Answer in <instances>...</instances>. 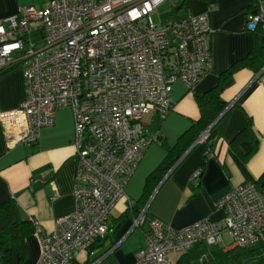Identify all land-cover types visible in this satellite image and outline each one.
<instances>
[{"label": "built area", "instance_id": "2783aa9c", "mask_svg": "<svg viewBox=\"0 0 264 264\" xmlns=\"http://www.w3.org/2000/svg\"><path fill=\"white\" fill-rule=\"evenodd\" d=\"M165 1L47 0L0 19V72L22 66L25 83L18 107L0 112L7 147L36 143L60 109H70L75 125V209L57 217L47 233L30 219L40 245L36 264H71L76 251L106 235L124 182L157 139L148 136L144 116L167 114L173 84L192 90L210 66L209 10L155 22L152 15ZM247 25L264 28V0H256ZM207 131L197 141H207ZM218 205L225 210L222 223L203 218L174 228L149 218L135 264H174L170 252L224 235L239 248L264 242V186L238 184ZM145 212L146 205L126 234L145 222Z\"/></svg>", "mask_w": 264, "mask_h": 264}, {"label": "crops", "instance_id": "0c3cea01", "mask_svg": "<svg viewBox=\"0 0 264 264\" xmlns=\"http://www.w3.org/2000/svg\"><path fill=\"white\" fill-rule=\"evenodd\" d=\"M30 1L34 2L32 6L41 8L47 0H0V19L16 14L20 6ZM179 3L182 6L176 7L177 17L209 10L213 30L210 66L192 90L180 81L173 84V107L167 114L144 116L148 136H157L159 140L149 143L124 182L125 195L109 212L105 239L90 254L86 250L76 251L71 264L87 259H97V264H135L136 253L145 247L144 231L149 218L161 219L174 228L203 218L222 223L225 210L218 201L223 196L238 184L254 182L261 187L264 182V68L255 73L243 67L223 83L220 96L226 104L225 112L214 124L211 141L195 140L164 176L153 178L146 185L147 177L164 160L167 149L173 148L182 134L198 121L196 94L213 88L223 71L249 54L254 42V33L247 24L248 15L255 10V0H180ZM257 39L264 45V31ZM24 98L22 66L0 72V112L18 107ZM246 128L250 137L258 140V146L244 160L232 144L245 140ZM74 143L75 125L70 109L57 110L54 124L43 128L34 144L7 147L0 124V204L14 200L23 219L34 218L43 232L51 231L57 217L75 209ZM195 172H199L198 177H193ZM145 193L149 195L143 205H146V220L126 234L132 220L130 211L144 200ZM119 238L122 239L118 242ZM234 247L224 235L213 244L198 242L184 251L170 252L168 257L174 264L182 256L189 264H212L215 251L231 252ZM26 248L27 258L22 264H36L40 253L37 235L32 233L26 238Z\"/></svg>", "mask_w": 264, "mask_h": 264}, {"label": "trees", "instance_id": "16d2710c", "mask_svg": "<svg viewBox=\"0 0 264 264\" xmlns=\"http://www.w3.org/2000/svg\"><path fill=\"white\" fill-rule=\"evenodd\" d=\"M256 1V0H255ZM182 4L172 8L173 14L176 16V7L181 8ZM256 7V4L255 6ZM177 17V16H176ZM264 31L261 26L252 30L254 33V42L249 54L243 59L232 64L228 69L222 72L218 83L208 91L196 94V101L200 109V117L198 121L190 126V128L182 134L176 145L167 149V154L161 164L153 170L147 177V186L154 179L164 176L181 158V155L186 149L200 136L202 132L207 131V142L215 135V126L210 125L222 113L226 107L225 102L221 98V91L225 79L234 71L248 67L259 72L264 68V45L260 44L257 37L258 34ZM247 137L241 143L233 141L232 147L240 154L242 159L246 160L254 154L258 146V140L250 137L249 128L244 129ZM159 139L157 138L156 141ZM264 181V176H262ZM260 187V183L257 184ZM147 190V188H146ZM147 193V191H146ZM145 193V194H146ZM151 193V192H150ZM144 194V195H145ZM149 195L146 194L144 200L138 202L139 205H134L131 209L132 218L135 217L140 210V206L148 200ZM140 207V208H139ZM125 218L123 217L122 220ZM33 233L30 219H23L17 208L14 200L10 199L0 204V264H22L27 258L26 238ZM106 236V235H105ZM105 236L96 239L92 245L87 249L90 254L94 247H97ZM247 249V248H245ZM251 257L256 264H264V242L249 248ZM214 260L217 264H232L230 252H223L217 250L214 252ZM75 260V259H74ZM73 260V261H74ZM91 259L80 264H86ZM177 264H189V262L182 256Z\"/></svg>", "mask_w": 264, "mask_h": 264}, {"label": "rangeland", "instance_id": "374dc122", "mask_svg": "<svg viewBox=\"0 0 264 264\" xmlns=\"http://www.w3.org/2000/svg\"><path fill=\"white\" fill-rule=\"evenodd\" d=\"M40 1V0H37ZM180 2V0H179ZM33 1H30L28 3L33 5ZM27 5V6H28ZM40 7V5L36 6ZM174 5L169 1L162 2L158 8L155 10L153 13L152 17L155 22H159L160 20H166L167 18H175V15L173 14L172 8ZM230 258L232 264H256L254 259L251 257V253L249 251V248H239V247H234L231 252H230ZM212 264H217L215 261L211 262ZM203 264V263H199Z\"/></svg>", "mask_w": 264, "mask_h": 264}, {"label": "water", "instance_id": "95a60500", "mask_svg": "<svg viewBox=\"0 0 264 264\" xmlns=\"http://www.w3.org/2000/svg\"><path fill=\"white\" fill-rule=\"evenodd\" d=\"M225 111L223 110V112L214 120V122L210 125V127H212L215 122L221 117V115L224 113ZM261 186H264V182L261 183Z\"/></svg>", "mask_w": 264, "mask_h": 264}]
</instances>
